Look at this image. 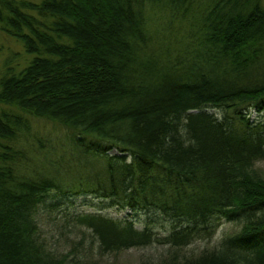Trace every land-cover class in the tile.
<instances>
[{
    "label": "trees",
    "instance_id": "1",
    "mask_svg": "<svg viewBox=\"0 0 264 264\" xmlns=\"http://www.w3.org/2000/svg\"><path fill=\"white\" fill-rule=\"evenodd\" d=\"M6 38L23 52L0 73V264H91L153 244L165 256L140 264H264L261 0H0ZM81 195L146 222L59 212ZM221 219L238 231L184 251Z\"/></svg>",
    "mask_w": 264,
    "mask_h": 264
},
{
    "label": "rangeland",
    "instance_id": "2",
    "mask_svg": "<svg viewBox=\"0 0 264 264\" xmlns=\"http://www.w3.org/2000/svg\"><path fill=\"white\" fill-rule=\"evenodd\" d=\"M264 5V0H261ZM168 16V15H167ZM15 51L23 52V48L19 42L12 38L0 39V73L2 63L5 58ZM21 58L25 59L26 55L21 53ZM256 112L253 113L252 118H258ZM36 120V119H35ZM39 121V120H37ZM32 122L35 123L33 120ZM39 128L41 133L46 132L47 135L51 136L59 143H66L68 135L70 132L65 128L56 126L50 121H40ZM255 167L264 175V160H261L256 163ZM104 198L94 197L93 195H81L77 197H72L68 200L65 205L60 208L59 212H65L69 214L85 213V212H98L104 215H108L113 218L118 219H132L138 227H143L146 222L147 214H144L143 211L132 212L128 208H119L117 206H112L109 202H106ZM56 216L49 215L48 212L42 213V218L44 219L42 225L44 232L50 236L54 234V238H58L57 234L58 229L54 227V220L51 217ZM157 217V216H156ZM159 219V218H158ZM239 227L237 224L225 219L219 220L216 233L211 240H199L189 247L185 248V252L198 251L202 248H210L217 245L223 238L228 235H231L238 231ZM161 234L165 232L164 228L158 229ZM73 236V234H70ZM63 240L57 243L55 246L57 248H62ZM168 246L161 244H153L148 247H132L129 249H124L113 254H107L104 257H93V262L91 264H140L144 260L159 261L162 257L165 256Z\"/></svg>",
    "mask_w": 264,
    "mask_h": 264
}]
</instances>
